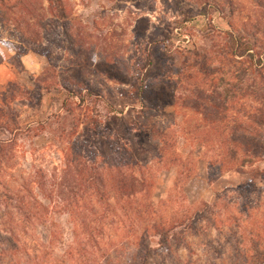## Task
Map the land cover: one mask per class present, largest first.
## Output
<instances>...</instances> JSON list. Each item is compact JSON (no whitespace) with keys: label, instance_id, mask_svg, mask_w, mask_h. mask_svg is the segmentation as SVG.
I'll use <instances>...</instances> for the list:
<instances>
[{"label":"rangeland","instance_id":"1","mask_svg":"<svg viewBox=\"0 0 264 264\" xmlns=\"http://www.w3.org/2000/svg\"><path fill=\"white\" fill-rule=\"evenodd\" d=\"M65 2L70 17L59 29L61 46L52 35L43 40L47 52L25 43L40 56L41 88L50 91L25 77L7 96L18 101L1 112L23 127L15 135L0 131L14 140L0 150V185L13 196L0 206V227L30 256L51 255L39 264H58L65 242L88 235L84 218L97 230L106 222L94 233L105 238L109 264H264V176L253 173L264 162L216 175L209 160L223 154L217 140L239 134V114L229 113L224 134L182 105L195 102L199 88L210 111L231 84L254 72L248 57L236 56L262 58L264 72V8L257 0H230L223 12L221 0ZM0 32L18 41L21 54L22 39ZM254 33L255 49L241 53L235 36ZM253 91L233 102L261 107L264 90L262 97ZM202 131L212 144L196 142ZM172 222L166 242L156 225ZM4 246L0 238V250H9ZM5 251L0 264H27L26 256L14 261Z\"/></svg>","mask_w":264,"mask_h":264},{"label":"trees","instance_id":"2","mask_svg":"<svg viewBox=\"0 0 264 264\" xmlns=\"http://www.w3.org/2000/svg\"><path fill=\"white\" fill-rule=\"evenodd\" d=\"M230 0H221L220 2H217L218 4V10L223 12V10L229 6ZM258 4L264 8V0H257ZM68 5L65 2V0H0V29H4L6 33L15 35L18 38H20V41L22 39V42L19 44V49L22 51L21 54H19L18 46L14 44V42L18 43V41L14 38H4L3 33L0 32V44L3 42H7L10 46L13 47L14 50H16L18 56H22L28 52H26V46L25 43H33V44H40L44 49L47 48V44L43 42V40L46 38H49L51 35L53 36L54 43L61 46L60 41V28H64V22L69 21V9ZM261 27V26H260ZM64 33V31H63ZM258 34L254 33L251 38H244L243 36H235V42H238L239 48L241 50V53L250 52L255 49L254 44H251L250 41L252 40H258ZM56 38V39H55ZM59 39V40H58ZM48 40V39H47ZM233 40V39H232ZM46 52L48 51L45 49ZM254 55V54H253ZM236 56L240 58L248 57L250 59L251 64L254 66V72L252 74H247L248 76L246 78H242L239 81H237L236 84H231L227 90H225V93L221 96V99L218 98L217 104L213 105L210 108V104L208 105L206 102V95L205 92H202L199 88L195 89L196 93H199L197 95V98L195 99V102L190 99L184 100L187 104L183 103V106H188L191 108L196 114L200 115L203 121L205 123L210 124L211 126H221L228 118L229 113L234 112V110L239 114V118H235V126H233L235 129L233 132H238L239 134L232 135V132H230L229 136L225 140H217L219 145V149L223 154L220 155L219 158H214L212 160H209L210 166L214 165L217 167V174H222L224 172H228L231 170H242L244 169L245 165L247 163H250L251 165L256 161L264 162V102L263 98H259V100L262 101V106L257 108H247V106L240 101L239 103L233 102L235 99L242 100V95H246L247 90H251L253 88V93L256 95L258 94V97L261 96V90H264V72L263 68L259 67L263 62L262 58H258V60H255L257 56ZM246 72V71H245ZM245 74V73H244ZM259 76L261 77L259 79ZM41 81H46L43 78L40 79ZM61 84H63L60 81ZM63 88V87H62ZM259 91V92H258ZM140 97V101L142 104L144 103V98L142 97V94L138 93ZM264 96V94L262 93ZM66 101L63 102L65 104ZM182 106V107H183ZM2 109L0 108V131H5L7 129H11L12 131H16L13 135H15L19 130L20 127H15L16 123H12L11 125L7 122V119L5 117H2L1 115ZM3 113V112H2ZM243 115V119L240 117ZM4 116V115H3ZM30 127V126H29ZM221 126L220 130L222 133ZM5 129V130H4ZM215 129V127H211V130ZM209 131L210 129L206 130ZM206 131H202L201 133L204 138L196 140V142H202L206 143V145L212 144V141L214 142V139L211 138ZM200 134V133H199ZM207 134V136H206ZM225 134V133H224ZM201 135V134H200ZM206 137V138H205ZM210 137V138H209ZM213 139V140H212ZM12 139H1L0 138V150L3 149V147L7 143L13 142ZM228 152L229 155L225 154V152ZM88 164L84 162V166L87 167L88 171L92 170L90 169L91 164L94 165V162L91 160H88ZM253 166V165H252ZM95 170V168H94ZM254 174L257 176H264V169L262 170L260 167H257L253 170ZM216 173V172H215ZM255 175H253L255 177ZM3 175H0V182ZM95 176V175H93ZM90 178H93L92 176ZM248 184V183H247ZM252 184V180L250 184H248L249 187L254 185ZM0 206L5 207L7 205L8 201L12 200V197L8 191L10 189H5L3 185H0ZM131 189V188H130ZM11 192V191H10ZM127 194H130L127 192ZM109 195V194H108ZM19 196V195H16ZM129 196V195H128ZM125 203V202H124ZM132 206H129L128 204H124V209H130ZM23 214V212H22ZM24 222H28L29 218H23ZM195 219L193 218L192 221ZM80 221V220H79ZM92 218H84L81 220V227L84 228L87 232V236H83V234H80L79 232L78 237L72 241V242H65V246L68 245L63 255L60 256V258H56L55 261L58 262V264H109L110 262V253L105 251L106 246L105 242L102 243L103 240H105L104 236L101 234H95V231H104V227H106L105 223H102L100 225L101 229L103 230H97V223L93 222ZM79 223V224H80ZM148 226L144 228V231L142 232V235L138 237V241H140V244H144L146 242V238L148 236V232H150L149 224ZM155 226V225H154ZM175 227V223L172 222L169 225V228L166 229L164 226H158L156 225V230L159 233H163V238L166 242L169 241V232H171ZM10 232V233H9ZM3 234H6V236H3ZM10 234V236H8ZM134 236V234H132ZM179 237V235H177ZM0 238L4 241L5 246H9V250L4 248V251L6 250L10 254H12V258H17L19 255L17 253H20L21 256H26L27 258V264H39L44 258V261L47 263L48 260L51 262V255L49 254L48 260L45 259V254L40 255L37 254L36 256H30L27 254L28 252L26 250H20V246L17 245L15 242V238L13 239V233L8 230H4L0 227ZM14 244V246H13ZM14 253V251L18 250ZM114 249V248H113ZM103 250V252H102ZM1 252L3 251V248L1 247ZM5 251V252H6ZM42 256V257H41ZM15 261V259H14ZM9 264H13L12 261H10ZM17 264V263H15Z\"/></svg>","mask_w":264,"mask_h":264},{"label":"crops","instance_id":"3","mask_svg":"<svg viewBox=\"0 0 264 264\" xmlns=\"http://www.w3.org/2000/svg\"><path fill=\"white\" fill-rule=\"evenodd\" d=\"M40 56H33L29 53H26L22 56H16V52L13 48H9L8 46L2 44L0 47V108L3 110L6 109L10 111L11 103L10 99L13 102L18 101L15 99V96L9 97L8 94L11 93L13 86H22L24 87V78L29 77L31 78V83L35 84V81L37 79V87L41 90L49 92L50 88L44 86L41 84L40 76L42 75V63L37 62V59ZM15 60H17V64L15 63ZM60 88V87H59ZM60 92V91H59ZM26 126H33L37 123L34 122H27ZM23 127L22 124H20V127Z\"/></svg>","mask_w":264,"mask_h":264}]
</instances>
